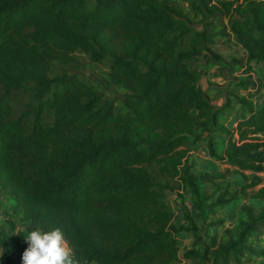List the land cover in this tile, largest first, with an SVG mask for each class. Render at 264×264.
Returning <instances> with one entry per match:
<instances>
[{"label":"trees","instance_id":"1","mask_svg":"<svg viewBox=\"0 0 264 264\" xmlns=\"http://www.w3.org/2000/svg\"><path fill=\"white\" fill-rule=\"evenodd\" d=\"M182 2L200 19L236 13L226 36L245 51V69L264 65V0ZM210 28L209 21L193 26L175 0H0V190L22 211L27 234L60 228L76 264L178 259L166 184L158 178H177L198 199L183 146L202 140L222 113L212 110L193 69L194 57L204 52V63L219 65ZM76 52L91 63L106 62V83L125 89L122 107L67 73ZM249 81L236 80L234 87L244 91ZM24 88L30 98L16 110L14 93ZM251 95H233L244 115L223 130L221 152L207 136L210 156L248 172L236 188L218 185L213 207L248 189L264 199L257 174L264 92L258 107ZM262 231L264 214L225 240L208 236L202 253L186 250L181 257L190 264H242L247 253L264 256L248 241ZM25 238L19 230L0 236V264H22Z\"/></svg>","mask_w":264,"mask_h":264},{"label":"rangeland","instance_id":"2","mask_svg":"<svg viewBox=\"0 0 264 264\" xmlns=\"http://www.w3.org/2000/svg\"><path fill=\"white\" fill-rule=\"evenodd\" d=\"M175 1L182 5L193 26L199 28L202 21L211 22L210 31L216 36V42L211 48L220 57L219 65L204 63V57L207 55L205 52L194 57L193 69L199 74L198 83L201 89L206 91L212 110L222 108V114L217 117L213 130L209 134L202 132V140L193 141L190 138V141L183 146L186 149L189 176L197 186L198 199L191 192L188 184L180 183L177 178L167 176L158 178L159 183L166 184L163 199L171 212V225L176 230L178 259L172 260L170 264H190V260L181 257L184 251L193 250L202 253L204 244L209 242L208 236L216 234L217 240H225L227 235L237 234L250 217L264 214V199L252 198L250 189L226 200L219 206L211 205L217 195L218 185L222 186L227 181L236 188L244 183L243 174L248 172L239 173L220 163L210 156L206 147L207 138L210 137L213 150L221 152L225 138L223 130L234 129L237 120L233 118L244 115L238 109L239 104L236 103L234 94H253L249 96L250 100L254 105L258 104V99L264 92V65L263 63L250 64V69H245V51L234 44L230 36H226L231 19L238 18L236 13L223 14L221 11H216L206 13L205 19H200V16L193 15L187 9L185 2ZM55 66L52 68L51 75L56 72ZM65 70L92 83L97 90H103L105 98L114 104V108L122 107L125 89L106 83V62L91 63L85 54L76 52L73 54V60L65 65ZM242 78L250 80L248 88L244 91L234 87L235 81ZM14 94L15 109L19 110L30 98V91L24 88ZM225 104L227 106L224 107ZM46 120L49 121L50 118L47 117ZM198 132L199 129L195 130V134ZM258 138L262 140L261 136ZM215 173H222L225 176L217 177L214 181L210 180V176ZM263 176L262 174L261 178ZM185 214L190 215L191 222L185 218ZM16 230L22 231L27 237L26 220L22 211L15 206L13 199L6 191L0 190V236L5 237ZM248 241L255 252L264 253V231L252 234ZM206 262L208 263L209 260L207 259ZM242 264H264V256L247 253L244 255Z\"/></svg>","mask_w":264,"mask_h":264},{"label":"clouds","instance_id":"3","mask_svg":"<svg viewBox=\"0 0 264 264\" xmlns=\"http://www.w3.org/2000/svg\"><path fill=\"white\" fill-rule=\"evenodd\" d=\"M25 241L22 264H76L60 228L31 231Z\"/></svg>","mask_w":264,"mask_h":264},{"label":"built area","instance_id":"4","mask_svg":"<svg viewBox=\"0 0 264 264\" xmlns=\"http://www.w3.org/2000/svg\"><path fill=\"white\" fill-rule=\"evenodd\" d=\"M260 167L261 169L257 174L261 178L262 174L264 175V148L261 149ZM261 180L264 181V176L261 178Z\"/></svg>","mask_w":264,"mask_h":264},{"label":"crops","instance_id":"5","mask_svg":"<svg viewBox=\"0 0 264 264\" xmlns=\"http://www.w3.org/2000/svg\"><path fill=\"white\" fill-rule=\"evenodd\" d=\"M263 94V93H262ZM262 94L260 95V97H259V99H258V104H256V105H254L255 107H258V105H259V102H260V99H261V97H262ZM239 109V108H238ZM240 111V110H239ZM241 112V111H240ZM220 114H222V113H220ZM219 116V115H218ZM242 117V116H241ZM233 120H237V117L236 118H233Z\"/></svg>","mask_w":264,"mask_h":264}]
</instances>
